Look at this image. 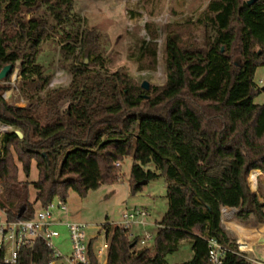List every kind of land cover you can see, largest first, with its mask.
<instances>
[{"label": "trees", "instance_id": "obj_1", "mask_svg": "<svg viewBox=\"0 0 264 264\" xmlns=\"http://www.w3.org/2000/svg\"><path fill=\"white\" fill-rule=\"evenodd\" d=\"M183 24L186 36L166 33V81L150 92L129 72L108 69L102 32L75 11L74 0H0V71L19 68L26 102L6 100L0 85V124L9 127L0 132V211L8 220L32 219L38 207L66 201L69 190L83 197L118 181L121 161L132 155V192L162 176L168 208L152 247L137 248L129 229L104 225L106 264H213L210 239L227 248L222 264H256L239 253L220 210L235 207L241 223L264 222V202L247 182L251 170L264 172V104L254 102L263 90L255 74L264 65V0H209L196 21ZM193 24L203 28L201 38ZM151 25L138 60L155 66L159 32ZM47 46L59 48L68 84L50 86L40 60ZM33 162L37 179L21 180ZM151 163L155 170L145 169ZM95 239L90 264H101ZM183 242L192 257L170 262ZM50 254L37 240L21 248L15 264H49ZM0 264H9L3 249Z\"/></svg>", "mask_w": 264, "mask_h": 264}, {"label": "rangeland", "instance_id": "obj_2", "mask_svg": "<svg viewBox=\"0 0 264 264\" xmlns=\"http://www.w3.org/2000/svg\"><path fill=\"white\" fill-rule=\"evenodd\" d=\"M209 0H74L75 11L80 13L89 26H95L102 32V53L110 71H127L141 83H149L148 91L152 85L162 86L166 81L164 63V40L168 29L175 28L184 36V22L187 19L196 21L200 13L205 9ZM157 29L159 36L157 63L152 66L147 61L142 65L138 60L142 41H150L148 24ZM186 24V23H185ZM197 37L203 36V28L193 24L190 28ZM47 71L52 74L50 86L66 85L71 75L66 71L61 60L58 47L47 46L40 58ZM239 61H241L239 59ZM19 68H16L6 81L0 85L7 87L4 98L16 105L23 106L25 101L19 92ZM258 86L263 90L254 98L256 104H264V65L260 66L255 74ZM262 80V83H259ZM0 126H2L0 124ZM134 162L133 156H126L121 161V178L114 183H103L97 189H91L81 197L76 191L69 190L66 200L67 211H57L56 217L68 221L82 222L88 225V239L96 238L94 247L101 246L106 238L103 226L106 224L119 225L125 221V214L134 212L136 208L145 209L144 215L138 214L131 220V238L138 237L137 248L142 246L152 247L156 235L157 223L163 218L168 208L167 188L165 178L160 176L142 185L135 193L130 186L131 169ZM145 169L155 170L154 164H149ZM38 171L36 163H32L30 177L26 178L23 171L20 179L36 180ZM250 190L257 191L264 202V172L251 170L247 177ZM35 199V189L31 187V200ZM1 218L4 214L0 213ZM235 218L232 217V220ZM236 221V220H234ZM247 226H251L246 224ZM61 236L54 239L65 255L71 254L69 233L65 226H58ZM255 237H243L252 245L255 239H259L255 245V253L264 259V223L254 228H249ZM255 229V230H254ZM151 238H147V237ZM259 236H263L260 237ZM257 237V238H256ZM145 240V244L141 241ZM192 257V251L186 242L181 248L167 256L170 262H181ZM102 261L101 264L103 263ZM106 264V262H105Z\"/></svg>", "mask_w": 264, "mask_h": 264}, {"label": "built area", "instance_id": "obj_3", "mask_svg": "<svg viewBox=\"0 0 264 264\" xmlns=\"http://www.w3.org/2000/svg\"><path fill=\"white\" fill-rule=\"evenodd\" d=\"M259 80V83H262ZM9 127L0 126V132L3 134ZM0 134V135H1ZM120 165V163H117ZM66 201L56 198L44 207H38L35 217L32 219L8 220L5 213L4 218L0 216V249L4 250V261L9 264L17 263L19 252L25 245L33 246L37 240H43L50 248L49 264H90L89 243L87 228L88 225L77 221H68L65 219H56L54 217L57 211H67ZM235 207L222 206L220 210V219L224 229L231 233L235 230V224L232 222V213ZM146 213L145 209L136 208L134 212L125 214V221L119 226L130 229L131 220L135 215ZM58 226H65L69 233L71 244V254L65 255L60 247L55 244L54 239L61 236ZM147 238H151L150 236ZM247 240V239H246ZM145 240L141 243L145 244ZM241 237L236 239L238 251L247 259L256 264H264V259L259 257L254 250V243L248 246L242 243ZM209 257L213 264H222L227 252V248L216 239L209 240ZM108 242L94 249L96 258L100 263L107 261Z\"/></svg>", "mask_w": 264, "mask_h": 264}, {"label": "water", "instance_id": "obj_4", "mask_svg": "<svg viewBox=\"0 0 264 264\" xmlns=\"http://www.w3.org/2000/svg\"><path fill=\"white\" fill-rule=\"evenodd\" d=\"M252 2H253V0H249V3H252ZM222 50H224L223 47H222ZM236 63H237V64H240V61L238 60V61H236ZM12 69H13L12 65H6V66H4V67L2 68V70L0 71V80H1V79H4V78H6V77H8V76L11 74ZM142 87H143L144 89H148V87H149V83L146 82V81H144V82L142 83ZM16 133H17L20 137L23 136V133H22L21 131H19V130H17ZM0 144H1V135H0ZM0 151H1V148H0ZM145 183H147V180H143V181L140 182V184H142V185L145 184Z\"/></svg>", "mask_w": 264, "mask_h": 264}, {"label": "crops", "instance_id": "obj_5", "mask_svg": "<svg viewBox=\"0 0 264 264\" xmlns=\"http://www.w3.org/2000/svg\"><path fill=\"white\" fill-rule=\"evenodd\" d=\"M54 217L56 218V219H63V218H60V217H56V213H55V215H54ZM234 220H236V219H234ZM234 220H232V222L235 224V225H237V226H235V230H233V231H231V234H235L236 236H237V238H239V237H241V236H243V237H247V235L244 233V231H243V228H254V227H257L258 225H260V224H262V223H258L257 225H255V226H247L245 223H241V222H239V221H234ZM264 223V222H263ZM260 237H263V236H259V238ZM257 238V237H256ZM259 239L257 238V239H255V241H253L254 242V244L258 241ZM257 254V253H256ZM258 255V254H257ZM259 256V255H258ZM263 258V257H262Z\"/></svg>", "mask_w": 264, "mask_h": 264}, {"label": "bare ground", "instance_id": "obj_6", "mask_svg": "<svg viewBox=\"0 0 264 264\" xmlns=\"http://www.w3.org/2000/svg\"><path fill=\"white\" fill-rule=\"evenodd\" d=\"M237 226V225H236ZM255 230V229H254ZM243 231H244V233L247 235V236H249V237H255L256 236V234H255V232H256V230L253 232L251 229H249V228H243ZM242 240H243V242L242 243H247L248 244V246H251V243L249 242V241H247L246 239H244V238H242Z\"/></svg>", "mask_w": 264, "mask_h": 264}]
</instances>
